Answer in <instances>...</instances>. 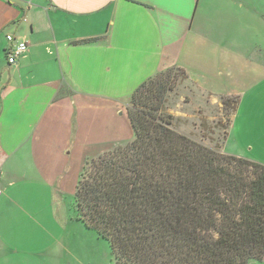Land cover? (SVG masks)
I'll use <instances>...</instances> for the list:
<instances>
[{"label":"crops","instance_id":"1","mask_svg":"<svg viewBox=\"0 0 264 264\" xmlns=\"http://www.w3.org/2000/svg\"><path fill=\"white\" fill-rule=\"evenodd\" d=\"M244 4L0 0V180L13 186L34 177L74 195L87 158L133 137L126 115L131 93L168 67L186 73L182 109H170L175 117L218 100L221 106L254 85L264 94V67L247 61ZM7 34L28 43L14 64L7 62ZM242 102L222 138L235 156L241 152L228 148H250L255 140L240 119ZM259 123L264 132V113ZM6 191L0 202L12 206Z\"/></svg>","mask_w":264,"mask_h":264},{"label":"trees","instance_id":"2","mask_svg":"<svg viewBox=\"0 0 264 264\" xmlns=\"http://www.w3.org/2000/svg\"><path fill=\"white\" fill-rule=\"evenodd\" d=\"M179 77L186 79L182 68L168 67L131 93L133 137L86 159L74 218L108 242L114 264L264 261V164L173 127L166 102ZM237 102L222 100L230 114Z\"/></svg>","mask_w":264,"mask_h":264},{"label":"rangeland","instance_id":"3","mask_svg":"<svg viewBox=\"0 0 264 264\" xmlns=\"http://www.w3.org/2000/svg\"><path fill=\"white\" fill-rule=\"evenodd\" d=\"M243 1L247 13L243 28L247 61L261 63L264 67V0ZM181 79L179 77L175 91L167 96L168 113L182 109L184 97L181 93L187 83L186 79ZM252 88L243 95L242 90L235 95L237 107L231 114L224 108L222 99L221 106L218 100L207 106L206 111H195L189 117H175L172 113L175 117L173 127L207 147L227 153L222 138L228 128L229 117L234 115L244 97L240 119L245 120V128L250 130L255 140L250 148L242 145L228 150H238L241 152L239 156L264 164V132L259 123L264 113V98H261L264 94L259 85ZM5 188V193L13 197L14 203L8 206L7 200L6 206H2L0 202V264H114L108 242L75 220L73 194L61 192L34 177L19 179L13 186H8L7 179L3 178L0 190ZM14 190L23 191V196L10 195ZM247 264H264V261L250 260Z\"/></svg>","mask_w":264,"mask_h":264},{"label":"built area","instance_id":"4","mask_svg":"<svg viewBox=\"0 0 264 264\" xmlns=\"http://www.w3.org/2000/svg\"><path fill=\"white\" fill-rule=\"evenodd\" d=\"M7 40L12 43V47L10 46L8 50V56L7 61L9 64H14L22 53H24L28 49V43L24 40H18L16 42H13V36L8 34L6 36Z\"/></svg>","mask_w":264,"mask_h":264}]
</instances>
